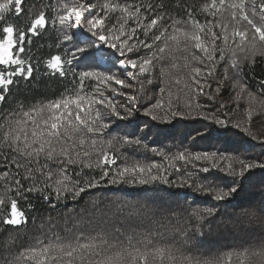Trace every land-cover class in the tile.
<instances>
[{
  "label": "snow or ice",
  "instance_id": "1",
  "mask_svg": "<svg viewBox=\"0 0 264 264\" xmlns=\"http://www.w3.org/2000/svg\"><path fill=\"white\" fill-rule=\"evenodd\" d=\"M25 3L26 0H2L0 20H4V14L12 11L19 17L25 11ZM166 7L164 0L155 4H145L142 0L132 2L103 0L99 5L92 3V0H68L62 4V11L55 17L50 15V5H41L34 15L30 12L31 19L25 23L23 30H18L13 25L0 28V65L5 66V70L0 71V102H4L6 94L10 93L9 86L18 84L20 78L28 80L32 77L33 67L30 64L25 67L26 62L19 58L18 52L24 51L23 44L26 39L31 42L29 34L38 36L47 30L50 18L53 24L58 22L61 26L67 25L69 28H86L101 45H107L108 49H115L119 54L113 66L116 63L123 66L117 72H113L111 69L100 71L99 65L95 67L86 65V70L77 73L71 66L78 54L84 60L92 55L86 48L77 46L74 52L66 50L63 56L52 55L46 62L47 67L60 77L72 74L78 87L68 95L32 105L27 110H23L21 105L19 112L11 114L12 120H5L4 124H0V149L9 150L3 155V159L8 167L14 166L16 170L13 173L3 171L0 173V179L6 181L11 175L18 190L47 193L45 200L54 194L56 200L61 201L67 199L66 194H70L73 201H78L88 190L99 187L109 175L108 166L116 164L115 153L118 149L114 141L121 144L140 143L139 140L132 141L127 136L119 140L116 137L104 140L102 137L111 132L117 120L125 121L134 115L136 111L134 104L140 92L146 97L148 86L157 87L153 72L158 64L169 58L172 61L183 59V67L188 69L186 76L174 77L165 86L158 87L160 98L154 97L155 103L149 102L148 106L144 107L145 115L151 116L152 120L169 121L174 117H192L193 111L202 107L198 102L201 94L207 95L210 100L216 98L209 95L205 89L212 88L209 77L214 76L218 64L224 62L239 71L240 66L249 61L250 56L255 57L257 52L264 54V0H259V3L257 0H210L202 5L201 10L215 19L206 20L204 23L194 19L189 10L187 20L172 19L171 25H168L164 23L169 15L165 11ZM45 9L48 10L47 13ZM93 12L96 14L93 15ZM225 12L228 13L227 18L224 17ZM111 14L119 15L116 22L109 27L107 21ZM182 24L186 27L180 26ZM63 39L71 40L72 36L65 34ZM177 52L186 55L177 57L175 55ZM192 62H197L201 66H193ZM12 65L16 67L10 72L7 71ZM65 65L69 67L65 68ZM177 66L175 62L171 63L172 68ZM166 75L167 70L161 67L160 76ZM224 76L225 79L229 78L227 68ZM86 81L95 82L91 93L85 91ZM161 83L164 84L163 79ZM174 86H177L175 93ZM222 87L223 81L216 82L215 93H220ZM234 87L239 88L234 100L247 101L245 111L248 121L251 122L254 116L264 121V100L257 101L256 95L247 91L245 84L234 82ZM123 89H135L136 94H130ZM106 92L125 97L128 104L117 105ZM260 92L264 95V82L261 84ZM165 95L168 97L167 100L164 99ZM174 95L177 101L175 105ZM181 99L182 104L179 103ZM254 103H258V108L253 107ZM181 107L187 111H181ZM154 112L158 114L153 115ZM195 114L203 116L204 119L211 118L213 123L222 126L225 132L229 126H234L255 139L248 127L241 128L240 124L231 125L230 121L217 116L209 117L201 111H196ZM193 131L194 144L198 140H203L205 135H212V130ZM152 151L164 155L163 150L153 148ZM170 159L186 163L209 161L212 168H219L217 161L226 158L218 156L217 153L203 152L193 156L182 151ZM228 159L231 161L227 165L230 174L243 179L238 186L230 187L227 191L213 189L217 201H225L229 197L235 199L244 191V180L256 176L255 170H259L262 174L261 179H264V163L249 162L239 157L234 160ZM234 164L239 165L238 171ZM93 167L102 169L99 179L73 180L69 174L75 173L76 177H80L84 169ZM161 167L156 164L147 166L134 164L118 170L116 175L120 181H123L127 174H132L134 183L162 181L167 184L169 181L165 176L152 174L154 168L159 171ZM201 171L207 173L210 169L204 167ZM144 174L147 175V179L136 181V175ZM17 176L22 177L24 181H30L31 187L24 189L21 179H15ZM117 182L116 179L108 181L109 184ZM185 184L188 187L192 186L190 181H186ZM200 189L208 191L204 185H200ZM9 191L11 188L5 189V192ZM228 202L234 209H243L246 201L240 200L235 204H232L231 200ZM4 204V197H0V205ZM52 207L55 208L57 205L53 204ZM260 211L264 213V206ZM138 215L139 213L133 210L129 213V218ZM192 215L199 222L197 233L203 236V225L213 223L219 211L215 208H205L194 210ZM235 215L240 219L249 216L250 213L241 211ZM205 217L211 219L206 221ZM25 223H27L25 212L18 207L17 199H11L7 214L0 215V224L21 226ZM76 223L79 225L81 221ZM159 227L170 233L187 236V230L179 225V222L176 225H172L171 222L160 224ZM123 228L124 225L121 223L119 226H113L111 233L98 231L95 234H85L79 231L71 238H62L53 233L55 239H48L47 243L37 239L33 246L21 250L13 260L8 261V264H232L234 256L240 259L242 264L251 256H258L257 264H264V249L258 253L249 252L248 249L241 252L233 250L220 257H197L191 253L177 255L179 250L172 244L153 243V237H162L163 232L137 233L133 229V234H126ZM65 231L71 232V229ZM13 244L11 236L4 241L5 248Z\"/></svg>",
  "mask_w": 264,
  "mask_h": 264
},
{
  "label": "trees",
  "instance_id": "2",
  "mask_svg": "<svg viewBox=\"0 0 264 264\" xmlns=\"http://www.w3.org/2000/svg\"><path fill=\"white\" fill-rule=\"evenodd\" d=\"M2 2V0H0ZM68 0H26L24 4L25 11L17 17L14 11L4 14V20H0V28L5 25H13L18 30H23L25 23L31 19L41 5L51 6V17H55L62 11V4ZM132 2V0H129ZM143 3H160L161 0H142ZM210 0H164L167 5L165 11L169 14L164 23L171 25L172 19L187 20L188 12L194 19L204 23L206 20H214L210 14L203 12L202 5ZM94 4H102L103 0H92ZM259 3V0H257ZM35 5L36 7H33ZM47 13V9H45ZM96 13L93 12V15ZM119 14H111L107 25L111 27L116 22ZM228 17V13H224ZM257 22H259L257 20ZM186 27V25H180ZM171 31V28L169 29ZM72 36L71 40H64V35ZM31 42L25 40L23 52H18L20 59L26 62L25 67L30 64L33 67L32 77L28 80L19 79L18 84L10 87V93L6 94V100L0 102V124L5 120H12L13 115L21 110H27L28 107L39 103H46L49 100H55L63 95H68L78 87L74 83V77L69 74L67 77H60L53 73L47 67V60L52 55H62L66 50L75 51V48L84 47L89 53H92L87 60L81 59L78 54L77 59L73 61L76 72L86 70V65L95 67L99 65L100 71L111 69L117 72L121 65L118 63L113 66L119 56L115 49H108L107 45H101L95 37L87 32L86 28H69L67 25L61 26L58 22L53 24L51 18L46 31H42L38 36L29 34ZM143 38V37H141ZM95 41V43H89ZM159 43V42H158ZM144 53L142 52L141 55ZM177 57L186 55V53L177 52ZM217 54V58H218ZM135 58V57H133ZM175 62L178 66L171 67ZM183 59L172 61L171 58L158 64L153 72V77L157 87L148 86L147 96L143 92L139 93L137 102L134 104L136 111L128 120H117L116 125L111 132L102 137L104 140L116 137L117 140L127 136L130 140H139L140 143L121 144L114 141L116 149V164L109 165V175L104 178L101 185L95 189H90L78 201H73L70 194L67 199L57 201L54 194L49 196L48 200L44 197V192L21 191L15 187L14 179L10 175L7 180L0 179V197H4L5 204L0 205V215L7 214L10 209V200L17 199L18 207L25 212L27 223L21 226H7L0 224V264H8L24 248L33 246L37 239L44 240L55 239L56 235L62 238H71V236L83 231L85 234H95L98 231L111 233L113 226L124 225L122 229L126 234H133L135 229L137 233L145 232H163V236L153 237L154 244H172L180 253H191L193 256L220 257L228 251L241 252L248 249L249 252H260L264 249V213L260 211L264 206V179H261V173L256 171L255 177H249L244 180V191L240 192L235 199L227 198L225 201L215 200V190L227 191L228 188L238 186L243 179L240 176H233L228 171L227 165L231 158L234 160L239 157L249 162L264 163V121L255 116L251 122L246 115L247 101L237 102L234 100L238 87H234V82H239L247 86V91L253 92L257 101L264 100L260 88L264 82V54L257 52L255 57L245 61L240 70L236 71L230 66L221 62L216 66L213 77H209L212 84L211 89H205L209 95L216 98L210 100L207 95L201 94L198 102L202 107L193 111L192 117H174L169 121L152 120L151 116L144 113V107L148 103H155V98L159 97L158 87H163L174 77H183L187 75L188 69L183 67ZM193 66H201L197 62H192ZM16 66L12 65L7 71H12ZM65 65V68H68ZM164 67L168 75L160 76V69ZM227 68L228 79H225ZM5 66L0 65V71H4ZM137 71L134 69H127ZM123 78V77H122ZM164 80V84L161 80ZM223 81V87L220 93H215L216 82ZM135 83L134 81H130ZM94 81H86L85 91L91 93L94 87ZM139 85H137V88ZM103 90V89H102ZM130 94H136L135 89H123ZM177 86L173 87L174 93ZM117 105H127L125 97L114 93H107ZM246 95V93H245ZM168 99L167 95L164 97ZM174 105L177 103L175 95L173 96ZM179 103H183L181 99ZM143 105V106H142ZM223 105V106H222ZM253 107L258 108V103ZM181 111L187 109L181 107ZM201 111L209 117L217 116L231 125L240 124L241 128L248 127L252 139L249 135L229 126L227 132L220 125L213 123L211 118L204 119L203 116H196L195 112ZM122 114H124L122 112ZM154 112L153 115H157ZM163 114V113H159ZM115 119V118H114ZM193 129L201 132L212 130V135H205L203 140L197 143L192 142V136H195ZM163 150L164 155L153 152L152 149ZM9 150L0 149V173L8 171L15 172V168L8 167L3 159V155ZM186 151L193 156L197 153L209 152L217 153L218 156H224L226 159L217 161L219 168H212L209 161H174L170 158L179 152ZM168 157L169 159H166ZM95 156H93V161ZM134 164L141 166L161 165V169H153V175L165 176L169 183L162 181L140 184L132 182V174H127L123 181L116 175L117 171L123 167H131ZM209 167L210 171L205 173L201 169ZM239 170V165L234 164ZM77 171L79 168L77 167ZM102 169L93 167V169H84L80 177L75 173H69L73 180L81 179H99ZM21 179L24 189L31 187L30 181ZM116 179L118 182L109 184L108 181ZM136 181L147 179V175H136ZM190 181L191 187L185 182ZM235 181V183H233ZM184 184V186H181ZM200 185L208 188L205 192L200 189ZM6 188L11 191L5 192ZM51 190H49L50 192ZM19 192V195L17 193ZM232 204L240 200L246 201L243 209H234ZM50 201V202H49ZM55 204L57 207L53 208ZM31 205V207H28ZM205 208H215L219 215L215 217L213 223H205L202 227L203 236L197 233L196 228L199 222L192 215L194 210ZM135 210L139 213L138 217L129 218V213ZM247 211L249 216L236 218V213ZM176 213V215H173ZM255 213V215H251ZM233 214V215H230ZM208 217H205L207 221ZM77 221H81L77 225ZM182 225L187 230V236H181L177 233H170L166 229L159 227L160 224ZM54 225V227H52ZM71 229V232L65 231ZM11 236L14 244L8 248L4 247V241ZM139 238V237H137ZM258 256H251L250 259L243 261V264H257ZM232 264H242L237 257H233Z\"/></svg>",
  "mask_w": 264,
  "mask_h": 264
}]
</instances>
